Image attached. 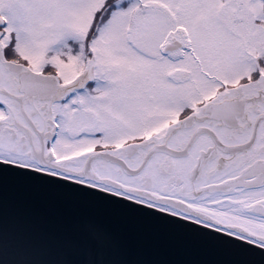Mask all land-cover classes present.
<instances>
[{
  "label": "snow or ice",
  "instance_id": "snow-or-ice-1",
  "mask_svg": "<svg viewBox=\"0 0 264 264\" xmlns=\"http://www.w3.org/2000/svg\"><path fill=\"white\" fill-rule=\"evenodd\" d=\"M5 174L264 264V0H0Z\"/></svg>",
  "mask_w": 264,
  "mask_h": 264
},
{
  "label": "water",
  "instance_id": "water-1",
  "mask_svg": "<svg viewBox=\"0 0 264 264\" xmlns=\"http://www.w3.org/2000/svg\"><path fill=\"white\" fill-rule=\"evenodd\" d=\"M90 218L111 231L114 247L105 257L124 264H245L236 251L197 233L14 174L0 177V264H83L81 249H96L82 230Z\"/></svg>",
  "mask_w": 264,
  "mask_h": 264
}]
</instances>
